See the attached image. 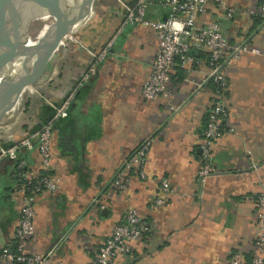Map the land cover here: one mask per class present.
<instances>
[{"label":"crops","instance_id":"obj_1","mask_svg":"<svg viewBox=\"0 0 264 264\" xmlns=\"http://www.w3.org/2000/svg\"><path fill=\"white\" fill-rule=\"evenodd\" d=\"M122 1L134 6L139 0ZM147 1V18L166 17L160 0ZM224 2L235 9L231 18L213 2L200 21L218 20L231 44L245 41L260 52L243 53L226 70L228 131L214 144L217 172L204 183L198 178L200 144L215 98L213 83L205 81L206 55L189 73L178 63L172 67L171 98L146 99L142 87L156 57L158 33L142 24L125 25L120 0H94L91 13L76 22L77 31L60 41L39 80L25 88L0 123V145L17 143L75 92L69 116L53 132L50 171L58 188L37 195L28 253L52 252L51 264H88L135 208L152 232L113 264H230L237 251L250 260L264 186V17L245 10L264 0ZM87 48L108 52L79 88L93 63ZM171 104L181 109L173 114ZM149 137L147 177L132 172L126 190L115 187L112 181L125 160ZM19 158L26 161L28 173L41 175L37 143L23 148ZM17 160L0 158V251L13 248L23 205ZM164 179L172 192L163 191ZM158 198L165 203L158 204ZM0 264L19 263L0 259Z\"/></svg>","mask_w":264,"mask_h":264},{"label":"built area","instance_id":"obj_2","mask_svg":"<svg viewBox=\"0 0 264 264\" xmlns=\"http://www.w3.org/2000/svg\"><path fill=\"white\" fill-rule=\"evenodd\" d=\"M126 8L124 24H142L154 28L159 37L156 57L152 64L149 77L142 87V95L146 99L160 97L171 98L170 88L171 70L178 63L187 73L193 66L201 63V59L195 52H207L208 76L205 81H213L219 100L209 114L206 126L203 130V142L201 149V167L198 178L201 182L214 175L217 170L213 166V147L215 142L228 130L224 122L227 110L223 95L228 86L226 70L228 66L238 60L243 53H259L257 48H252L245 41L231 44L218 20L201 22V16L209 10L210 3H215L226 10L225 17L231 18L235 9L226 6L224 0H160L167 9L165 19L152 20L146 17L149 6L147 0H139L136 5L130 6L120 0ZM250 15L260 14L264 17V3L258 8L245 10ZM93 58V63L79 79L77 87H81L96 72L97 65L102 61L108 48L100 52L88 49ZM201 84H198V87ZM75 98V92H71L65 100L53 106L52 114L43 122L38 130L12 145H0V158L18 159L16 177L19 181V191L23 196V205L16 229V240L12 249L5 248L0 251V259L16 261L21 264H51L52 252L45 255L30 254L27 252V240L34 234L36 216V198L44 191H55L58 188L57 181L50 174L52 161V138L55 124L70 114V108ZM173 114L181 109L180 105L171 104ZM229 131H232L230 129ZM37 143L41 157L43 173L38 176L27 172L26 161L19 158V152L23 148L32 149ZM153 145V138H146L139 147L125 160L113 185L121 190H126L130 183V172L136 170L141 179L147 177V162L149 152ZM163 191L170 193L173 189L167 179L162 181ZM158 204L165 203V199L158 198ZM257 222L259 234L255 240L252 256L248 262L240 252L232 255L230 264H264V186L258 196ZM152 227L150 222L135 208L126 212L125 220L117 224L110 236L100 247L95 259L88 264H113L121 256L130 254L135 242L144 234H150ZM58 264H63L59 262Z\"/></svg>","mask_w":264,"mask_h":264},{"label":"water","instance_id":"obj_3","mask_svg":"<svg viewBox=\"0 0 264 264\" xmlns=\"http://www.w3.org/2000/svg\"><path fill=\"white\" fill-rule=\"evenodd\" d=\"M64 1H68L67 5ZM44 15L55 20L39 43L32 27ZM78 20H82V15L69 0H0V59L8 54L0 71V123L16 106L25 88L39 80L60 41L77 31L73 28ZM41 62V70L30 81Z\"/></svg>","mask_w":264,"mask_h":264},{"label":"bare ground","instance_id":"obj_4","mask_svg":"<svg viewBox=\"0 0 264 264\" xmlns=\"http://www.w3.org/2000/svg\"><path fill=\"white\" fill-rule=\"evenodd\" d=\"M70 4L73 6V8L75 10H77L81 15H82V19H86V17L88 16L89 10L91 9L92 3L94 2V0H69ZM94 5V4H93ZM77 26L75 25L73 29H76ZM44 33H46V31H44L38 38H36V40L40 43L41 38ZM8 59V54H4L3 57L0 59V71L2 70L3 64L6 62V60ZM53 62V61H52ZM43 63H39V65L37 66V68L35 69L34 73L31 75L30 77V81L34 80L36 78V76L38 75L39 71L42 68Z\"/></svg>","mask_w":264,"mask_h":264},{"label":"rangeland","instance_id":"obj_5","mask_svg":"<svg viewBox=\"0 0 264 264\" xmlns=\"http://www.w3.org/2000/svg\"><path fill=\"white\" fill-rule=\"evenodd\" d=\"M65 5H67L64 1ZM63 3V2H62ZM55 18H50L49 16L44 15V17L38 18L34 23L32 27V32L34 37L38 38L44 31H47L48 27L54 22Z\"/></svg>","mask_w":264,"mask_h":264},{"label":"trees","instance_id":"obj_6","mask_svg":"<svg viewBox=\"0 0 264 264\" xmlns=\"http://www.w3.org/2000/svg\"><path fill=\"white\" fill-rule=\"evenodd\" d=\"M196 54H197V56L201 59V56L204 54V56L206 55V62H207V65H208V55H207V53L206 52H203V51H200V52H195ZM212 83H213V85H214V95H215V98H214V101H213V104H212V107H211V109H210V111H209V113H208V115H207V120H208V117H209V114L211 113V111L213 110V108H214V106H215V103H216V101L217 100H219V96H218V94H217V92H216V89H217V86H216V84L213 82V81H211ZM228 87V86H227ZM227 87H226V89H225V91H224V97H223V100L225 99V96H226V91H227ZM224 103H225V101H224ZM226 106V105H225ZM227 110V109H226ZM52 114V113H51ZM50 114V115H51ZM47 119V118H46ZM207 120H206V123H207ZM206 126V125H205ZM202 142H203V138H202ZM201 142V143H202ZM140 145V144H139ZM201 145V144H200ZM139 147V146H138ZM137 147V148H138ZM136 148V149H137ZM214 148V147H213ZM135 149V150H136ZM134 150V151H135ZM19 161L20 160H17V166H16V170L18 169V163H19ZM202 163V162H201ZM132 172H135V174H137L138 175V172L136 171V170H133V171H131L130 172V174L132 173ZM43 173V172H42ZM41 173V174H42ZM50 174H51V171H50ZM52 175V174H51ZM139 176V175H138ZM17 178V177H16ZM18 180V179H17ZM27 242H28V240H27ZM238 252V251H237ZM235 253V252H234ZM233 253V254H234ZM2 260H4V259H2ZM9 261H11V260H9ZM246 262H248L249 260H245ZM12 262H16V261H12ZM16 263H19V262H16ZM19 264H21V263H19Z\"/></svg>","mask_w":264,"mask_h":264}]
</instances>
